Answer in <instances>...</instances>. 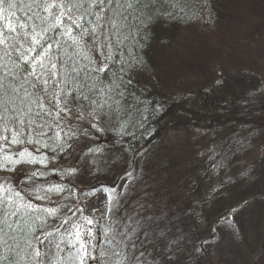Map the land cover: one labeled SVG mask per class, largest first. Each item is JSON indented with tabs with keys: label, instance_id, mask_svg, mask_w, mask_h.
<instances>
[{
	"label": "snow or ice",
	"instance_id": "obj_1",
	"mask_svg": "<svg viewBox=\"0 0 264 264\" xmlns=\"http://www.w3.org/2000/svg\"><path fill=\"white\" fill-rule=\"evenodd\" d=\"M184 16L193 18L187 0H0V152L4 153L0 171L22 163L46 168L47 157L37 146L50 148L56 143L62 148L66 117L77 108L90 109L92 127L97 126L95 121L110 118V101L117 98L114 102L119 104L118 98H125L124 73L140 71L139 57L158 31ZM84 117L81 111L79 118ZM24 144H32L35 151L26 147L12 151ZM65 189L54 184L25 192L0 183V264H108L112 256L117 258L115 264H182L183 237L163 247L152 245L149 252L147 245L125 244L126 234L119 233L121 239L115 241L110 256L92 243L91 228L73 220L83 208L33 203V199L55 203L51 194L59 196ZM115 207L111 204L104 214ZM84 220L93 223L88 217ZM61 229L54 243V232ZM160 235L167 240L163 232ZM107 243L113 245V240ZM121 244L128 249L123 255L117 250Z\"/></svg>",
	"mask_w": 264,
	"mask_h": 264
},
{
	"label": "rangeland",
	"instance_id": "obj_2",
	"mask_svg": "<svg viewBox=\"0 0 264 264\" xmlns=\"http://www.w3.org/2000/svg\"><path fill=\"white\" fill-rule=\"evenodd\" d=\"M219 1L220 3L216 5V10L222 13L223 18H225L224 23H220L216 19L215 22H212L207 27L201 22V24L196 23V25L187 26L184 30L176 28L169 33L170 43H173V52L164 47V45L162 46L161 43H154L150 47L152 50L149 54L150 56L153 55L154 61L160 58L159 63H162V60H165V62L162 65H158V63L148 64L149 69L139 74L140 79H145L149 83L150 80L151 82L157 79L160 80L164 76L163 73L165 75L172 73L177 67L180 70L173 74L175 82L166 88V92L185 96L178 108H174L169 116L167 115V118L161 122L158 137L141 150L139 155L126 156V159L118 152L113 153V157L108 156V152L111 151L110 147L106 145L105 138L101 139L103 141L98 143L101 146L105 144L107 151L98 156L97 160L89 161L88 165L87 163H82L83 166L81 170L79 169V177L74 178L77 181L74 187L75 195L77 196L70 201L71 205L63 203V198H59L55 194H51L52 201H55V203L48 200L33 199L34 204H42L47 207H56L58 204L64 210L68 206L75 210L77 205L83 208V213H77L73 220L78 218V222L84 225L85 228H91L94 237L92 242L96 240L97 245L101 246L100 242L102 240H113V245H109V248H111L108 252L110 256L115 241L121 239L119 233L126 234L124 238L125 244L130 245L132 241H135L139 246L145 243L144 238L149 235L150 231L143 219L150 215L151 208L146 209L147 195L149 194H146V192L139 194L141 191L139 189L141 187L142 190H148L146 187H151L150 182L153 179L156 183L153 186H160L165 182V178L168 179L170 177L162 185V188L165 189V192L172 199V204L167 205L164 215H168L170 212L175 214L173 217L177 220L189 221L188 214L190 212L202 214V219L197 220L198 227L195 223L192 225L197 229L198 233L194 237L197 239L200 235L203 240H206L203 248L212 264H264V207L261 209L254 202H251L254 204L252 210L229 216L226 211L232 206L235 207L236 200L240 198L237 196L232 197L228 188L224 192L214 191L217 185L215 183L211 184L209 181L202 183L193 178L196 180L191 182L193 174L191 175L190 173L194 170V164L201 157V150H204L206 155H209L208 152L211 151L212 143L216 142L213 136L214 131L212 130L215 126L209 131L199 132L193 129L190 122L187 121L189 106L195 103L198 97V94L194 91L204 88L203 86L207 87L214 81L218 87L217 95L226 97L228 101H231L235 99L233 94L241 92L245 85L242 82L238 83L233 89L231 87V91L228 92V89L224 90L217 84L218 81L220 79L226 81L235 77L239 80V77H246L251 78L253 83H257L260 86V95L264 97V0H245V5L241 4L239 7V14L229 11L225 6L224 0H217V2ZM253 6L254 8H251ZM241 9H243V12ZM218 12L216 17L218 16L219 18L220 14ZM239 17L244 20L247 18L246 23L241 24V22H238ZM181 70L186 71L187 74L185 76L180 74ZM72 114L66 117V121L69 122L68 127L80 119L79 113L73 116ZM257 118L259 121L254 129L259 134L252 139L250 147L246 148L247 152L241 151L239 153V158H243L245 155L255 157L264 165V113L257 115ZM104 123L108 124L109 121L104 119L103 125L96 123L97 126L93 131L94 136H98L105 130ZM3 156L4 153L0 152V163H4ZM142 158L144 161H142ZM65 160L68 168L75 163L72 161V155ZM126 161L131 163L125 165ZM63 162V157H61L59 164L62 165ZM83 162H85V159ZM142 162L147 167L148 165L153 167L155 171L146 170V166L141 169ZM204 163H208V161ZM24 164L13 167L19 168L21 165L23 167ZM158 169H160L161 177L156 182L154 174L157 173ZM13 171L3 172L5 173L3 174L4 178L0 179V183L10 184V186L15 184L19 178L17 176L20 175L15 172L17 170ZM100 172L103 174H100ZM113 172H126L128 174L114 179V177H111ZM132 173L139 176V184H137L139 189L137 185L134 189L131 187L128 198L120 200L119 195L125 192L126 189L124 187H127ZM225 173H229V171H225ZM150 174L153 175L152 178L154 177L152 181ZM213 174V178H218L217 181L221 180L219 179L221 173L218 170ZM48 182L50 181L42 182L43 186H49ZM107 187L108 191L106 190ZM147 192H150L151 196L153 195L151 191ZM112 195L115 196V200H110ZM208 195L210 196L209 199ZM207 201L209 203L204 208L199 207V205H204ZM113 203L116 204L113 212L105 215L107 208ZM133 204L135 206L132 209ZM259 209L260 212H257ZM147 210L149 211L148 214ZM253 212L259 213V215L257 214L258 218L255 217L256 215ZM224 213L226 214L223 215ZM60 215L63 217L64 212L62 211ZM223 216H229V219H226L223 223H217L215 229L207 226V232L202 235L204 233L202 229L207 223L205 225L202 224L204 219L212 223L218 217L221 218ZM236 216L237 218L235 219ZM84 217L92 219L93 223L87 225ZM195 218H198V216L195 215ZM231 218H234V220ZM56 226L58 227V224ZM67 227L65 225V228ZM106 230H109L107 239L105 238ZM182 230V233L177 235L178 237H183L182 244L188 245L190 230L186 226H183ZM61 233H63V229H61L60 233L54 232L52 239H60ZM167 236L168 241L174 240L172 236H176V232L170 230ZM208 241L210 242L207 243ZM102 250L104 249L102 248ZM117 250L121 251L122 255L125 251H128L123 244ZM116 259V257L112 256L108 260V264H114ZM207 262L209 263L208 260Z\"/></svg>",
	"mask_w": 264,
	"mask_h": 264
},
{
	"label": "trees",
	"instance_id": "obj_3",
	"mask_svg": "<svg viewBox=\"0 0 264 264\" xmlns=\"http://www.w3.org/2000/svg\"><path fill=\"white\" fill-rule=\"evenodd\" d=\"M224 2L228 10L234 14H239L238 10L241 4H243V6L245 5V0H224ZM219 3L220 1L217 2V0H187V11L189 16L193 18L189 19L188 16H184L183 19L173 22L171 26L159 30L157 38L151 41L150 47H152L154 43H161L162 46L164 45V47H167L173 52V43H170L169 33L173 32L176 28L184 30L187 26H193V24L196 25V23L201 24V22L207 27L210 26L212 22H215L216 19H218L220 23H224L225 18H223L222 13L216 10V5ZM251 8H254V6ZM242 10L243 9H241V11ZM217 12L220 14L221 19L220 17L218 18V16L216 17ZM246 21L247 18L244 20L239 17L238 22H241V24H245ZM150 47L146 48L139 57L143 60V67L141 70L138 72L124 73L126 83L122 86V90H125V98H118L120 99L119 104L114 102L117 98L110 101L113 115H111L110 118L105 117V119L109 121L108 124L104 123L105 130L98 136H94L93 131L96 127H92V122H90V118L87 117V112L90 109L88 107L83 109L77 108V111L73 113L72 116L77 113L80 114V112L83 111L85 117L81 120L78 119L72 126L64 128V133H68V135L61 133L62 140L60 143L63 144L62 148L58 147L56 143H51L50 148L38 146L40 147V152L47 157V167L45 168L40 164L25 163L23 167L21 165L19 168H14V170H17L15 172L20 176H17L19 177L18 180L12 186L25 192H32L36 188H47L54 184L65 185V191L58 197L63 198V203L71 205L70 201L77 196L74 191L75 182L77 181H75L74 178L79 177V169L81 170L83 166L82 163H87L88 165L89 161L97 160L98 156L102 153L104 154V151H107L106 145L110 147L111 150L108 152V156L113 157V153L115 152H118L125 157V159L135 154L139 155L141 150L158 137L161 129V122L167 118V115L169 116L174 108H178L185 96L183 94L175 95L166 92V88L175 82L173 74L180 70L177 67H175L172 73L166 75L163 73L164 76H162L160 80L157 79L152 82L150 80L149 83L145 79H140L139 74L149 69L148 64L151 63L153 65V63H158V65H162L165 62V60H162V63H159L160 58L154 61L153 55L150 56L149 54L152 50ZM118 67L119 65H116L113 71H116ZM180 74L185 76L187 72L181 70ZM110 75L111 73H109V76ZM129 76L131 77V83H127ZM227 82L229 83L227 84ZM241 82L245 85V88L241 90V92H238V94H233L235 99L231 101H228L226 97L217 95L216 91H218V87L215 85L216 82L214 81L211 82L209 86H203L204 88H199V90L194 91L198 94L195 102L196 106L195 103L189 106V115L187 117V121L190 122L191 127L199 132L209 131V129L215 126L212 130L214 131L213 136L216 142L212 143L211 151L208 152L209 155H206V152L201 150V157L194 164V170L190 173L191 175L193 174V177L191 176V182H194L196 179L198 182L202 183L204 181H209L211 184L215 183V185H217L214 191L224 192L225 189L228 188L231 191L232 197L237 196L240 198L236 200L235 207L232 206L229 208L231 209L229 212H227L229 209L226 211L229 216L237 215V213H246L247 210H252L254 204L251 202H254L257 207L259 206L261 209L264 207V165L261 164L260 160L255 159V157L245 155V157L239 158V153L241 151L244 153L247 152L246 148L250 147L252 139L255 138V135L259 134L254 127L259 121L257 115L264 113V106H261L264 105V97L260 95V86H258L257 83H253L251 78L246 77H239V80L236 79V77L226 81L220 79L217 84L220 85L222 89H228V92H230L231 87L233 89L234 86ZM105 110L107 111V109ZM95 122L103 125V121L97 120ZM54 130L57 132L60 131L58 128ZM101 139H104L106 145L104 144L101 146L98 143L99 141H103ZM23 147L28 148L30 151H35L32 144L13 146L12 151H16L17 148ZM53 149L55 150L53 151ZM36 155L39 157L40 153H36ZM70 155H72V161L75 163L68 168L65 159L67 157L69 158ZM61 157H63L64 160L62 165L59 164ZM118 158L120 157L118 156ZM84 159L85 162H83ZM142 161H144L143 158ZM205 161H208V163H204ZM129 163L131 162L126 161L125 165ZM142 164H144V162H142ZM142 164L140 167L144 169L146 164ZM72 168H77L78 171L75 169L73 172L71 171L73 170ZM145 169H149L150 172L155 171V169L149 165L148 167L146 166ZM160 169L154 174L156 182H158L161 177ZM216 170L221 173L219 177V179H221L220 181H217L218 178H213V173ZM8 171H0V179L4 178L3 174L5 173L3 172ZM225 171H229V173H225ZM33 172H36L37 175L33 176ZM41 172L45 173V175H39ZM100 174L103 173L100 172ZM127 174L126 172H113L111 173V177L116 179ZM152 176L153 175L150 174L151 181L154 178H152ZM138 177L139 176L132 173L127 187H124L126 189L125 192L119 195L120 200L128 198L131 187L134 189V187L139 184ZM168 179L165 178L164 181L166 182ZM46 180L50 181L48 182L49 186H43L42 182L45 183ZM165 182L162 185H164ZM106 183L108 184V182ZM154 183L155 181L153 179V181L150 182L151 187H146L148 190H142L141 187L139 189V185H137L138 189L141 190L139 194L141 192L149 194L147 195L146 209L151 208V213L148 217L143 219L150 231L149 235L144 238V245L148 246V251L151 252L153 250L152 245L163 247L164 244H167L168 239L164 240L160 235L162 232L165 236L169 234L170 230L176 232V236H172L175 240L180 238L177 234L182 233L183 226H186L190 232L188 235V245H185V243H183V245V241H181L183 248V251L180 253L182 264H212L203 248L205 247L204 244L206 240H203V237L200 235L197 239L194 237L198 235V233L197 229L192 225L195 223L198 227L197 220L202 219V214L190 212L188 214L189 221L177 220L173 217L175 214H171L170 212L168 215H164V211L167 210V205L172 204V199L165 192V189L162 188V185H155L154 187ZM96 185L98 184L96 183ZM8 186H10V184ZM106 190L108 191V187ZM147 191H151L153 195L151 196L150 192ZM209 198L210 196L208 199ZM208 203L207 201V203L199 205V207L204 208ZM134 206L135 204L132 205V209ZM146 212L147 214L149 213L148 210ZM257 212H260V209ZM257 212L253 213H255V217L258 218L259 213ZM195 215L198 216V218H195ZM229 216L218 217V219H215L212 223L204 219L202 224L205 225V223H207L202 229L204 232L202 235H205V232H207V226H211L212 229H215L217 223L220 224L225 222L226 219H229ZM236 218L237 216L235 219ZM231 219L234 220V218ZM58 241L59 238L53 240L54 243ZM209 242L210 241L207 243ZM92 243L97 244L96 240H93ZM100 243L102 244L101 249L103 248L107 252H109V249L111 250L107 241L102 240ZM198 247L201 249L199 252L196 251Z\"/></svg>",
	"mask_w": 264,
	"mask_h": 264
}]
</instances>
